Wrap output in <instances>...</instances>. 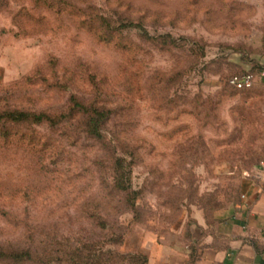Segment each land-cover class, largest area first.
<instances>
[{
	"label": "rangeland",
	"instance_id": "rangeland-1",
	"mask_svg": "<svg viewBox=\"0 0 264 264\" xmlns=\"http://www.w3.org/2000/svg\"><path fill=\"white\" fill-rule=\"evenodd\" d=\"M262 66L264 0H0V112L56 121L0 123V264H144L264 184ZM72 98L108 112L102 140Z\"/></svg>",
	"mask_w": 264,
	"mask_h": 264
},
{
	"label": "crops",
	"instance_id": "crops-1",
	"mask_svg": "<svg viewBox=\"0 0 264 264\" xmlns=\"http://www.w3.org/2000/svg\"><path fill=\"white\" fill-rule=\"evenodd\" d=\"M171 232V244L158 239L159 254L145 253L148 264H264V184L246 180L229 208L185 212Z\"/></svg>",
	"mask_w": 264,
	"mask_h": 264
},
{
	"label": "trees",
	"instance_id": "trees-1",
	"mask_svg": "<svg viewBox=\"0 0 264 264\" xmlns=\"http://www.w3.org/2000/svg\"><path fill=\"white\" fill-rule=\"evenodd\" d=\"M134 28V29H141L143 32L145 31L143 26L140 25H134V24H127L126 26H123L121 28ZM168 38H172V36L168 35ZM174 40V39H173ZM261 70L264 71V66L261 67ZM230 86V85H229ZM255 86V84H254ZM251 87L249 89H244V90H237L233 88L234 90L238 92H244V91H249L254 88ZM71 102L73 104L72 110H80V113H84L86 115V120H85V129L91 138H94L96 140H102L103 138V126L107 122L106 119H108V112H105L102 109H98L94 106H86L84 103L81 101L72 98ZM5 122V123H12L14 125H23L27 123H34V124H52V126L56 125V121L54 120L53 117L47 115L46 113H38V112H28V111H19V110H5L3 112H0V123ZM6 135H9V132L7 131ZM122 159H117L115 162V171H116V176L114 179V185L115 188L127 195L130 194L131 192V181L130 178H128V172H126L125 168L121 164ZM135 195V193L130 194ZM128 198V201L134 200V197ZM19 256V255H17ZM144 264H148V258L146 255L143 256Z\"/></svg>",
	"mask_w": 264,
	"mask_h": 264
},
{
	"label": "built area",
	"instance_id": "built-area-1",
	"mask_svg": "<svg viewBox=\"0 0 264 264\" xmlns=\"http://www.w3.org/2000/svg\"><path fill=\"white\" fill-rule=\"evenodd\" d=\"M263 75H264V72H263ZM229 84L237 90L249 89L253 87L255 84V75L253 74V72L248 71L242 75H237V76L232 77L229 81ZM262 170L264 171V165L262 167ZM244 197L245 196H243V198Z\"/></svg>",
	"mask_w": 264,
	"mask_h": 264
}]
</instances>
